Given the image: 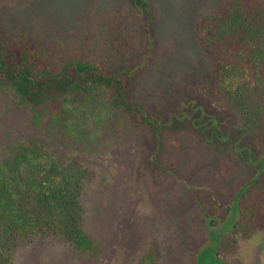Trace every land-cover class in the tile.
<instances>
[{
  "label": "rangeland",
  "instance_id": "rangeland-1",
  "mask_svg": "<svg viewBox=\"0 0 264 264\" xmlns=\"http://www.w3.org/2000/svg\"><path fill=\"white\" fill-rule=\"evenodd\" d=\"M149 6L148 19L128 0H0L9 48L22 43L37 65L56 72L74 61L128 72L132 100L167 125L161 147L150 129L120 116L107 120L97 105L85 107L80 126H66L52 118L56 108L39 110L0 87V163L9 150L32 146L70 168L90 243L77 248L40 232L16 241L10 264H264V226L256 227L264 224V196L255 191L239 205L259 177L264 190V163L228 143L234 136L236 147L262 159L264 120L257 137L238 131L215 90L217 68L237 44L235 34L218 30L220 21L241 10L264 28V0ZM241 222L244 230L233 235Z\"/></svg>",
  "mask_w": 264,
  "mask_h": 264
},
{
  "label": "trees",
  "instance_id": "trees-1",
  "mask_svg": "<svg viewBox=\"0 0 264 264\" xmlns=\"http://www.w3.org/2000/svg\"><path fill=\"white\" fill-rule=\"evenodd\" d=\"M128 1L149 19V0ZM218 30L235 34L237 42L231 46L216 71L215 90L220 98L219 105L235 115L238 131L249 133L250 138L257 137L264 120L261 91L264 87V28L261 23L246 17L241 10L231 9L227 17L220 21ZM19 45L9 48L0 31V87L13 90L23 102L39 110L52 111L56 108L57 113L52 118L66 126H80L87 118L88 110L85 107L97 105L102 108L107 120L112 119L111 116H120L130 123L150 129L156 144L163 146V132L167 125L160 117H152L142 105L132 100L134 81L128 72L107 71L79 61L69 62L56 72L37 65L33 60L35 54L22 43ZM198 124L201 125L199 121ZM201 132L205 139L210 135L204 129ZM217 137L215 134L214 138ZM231 139L232 142H228L231 151L236 153L239 148L245 149L243 158L252 156L264 163V156L258 159L253 150L250 155L248 147L243 144L236 147L237 140L234 136ZM261 179L259 177L250 188L241 191V208L249 203L255 191L257 196H264ZM80 189L75 173L48 158L40 148L19 146L9 150L0 163V264H10L11 249L17 240L40 232L53 233L77 248H90L83 229ZM259 203L263 212L264 200ZM237 208L236 203L231 208L234 215ZM242 215V221L250 220L249 212H242ZM209 219L212 225L216 224L217 218ZM263 226L261 222L256 227ZM242 230L241 222L236 225L233 235ZM211 236L215 240L214 234ZM221 241L216 256L222 246Z\"/></svg>",
  "mask_w": 264,
  "mask_h": 264
}]
</instances>
